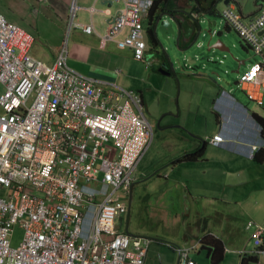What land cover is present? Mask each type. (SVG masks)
Returning <instances> with one entry per match:
<instances>
[{
	"label": "built area",
	"instance_id": "1",
	"mask_svg": "<svg viewBox=\"0 0 264 264\" xmlns=\"http://www.w3.org/2000/svg\"><path fill=\"white\" fill-rule=\"evenodd\" d=\"M108 1L121 7L100 41L128 47L148 65L142 22L152 0ZM78 8L71 5L70 23ZM219 14L253 54H262L264 6L252 19L243 17L234 3L221 7ZM81 28L93 32L91 23ZM33 42L30 32L0 13V264H144L152 239L131 238L116 226L127 211L117 194L129 197L125 193L152 140L142 100L115 85L104 90L101 81L72 68L66 41L52 65L31 55ZM184 67L191 69L188 63ZM237 83L249 100L262 105L254 91L264 90V58L253 60ZM223 126L210 143L233 139ZM255 128L254 143L236 147L249 158L264 146L260 125ZM15 225L23 235L12 245ZM246 226L254 228L252 254L264 257V226L253 221ZM177 250L180 264H194L188 248Z\"/></svg>",
	"mask_w": 264,
	"mask_h": 264
},
{
	"label": "crops",
	"instance_id": "2",
	"mask_svg": "<svg viewBox=\"0 0 264 264\" xmlns=\"http://www.w3.org/2000/svg\"><path fill=\"white\" fill-rule=\"evenodd\" d=\"M208 1L210 0H160L158 10H161L165 3L164 7L175 11H187L191 5L189 13L194 15L198 12L194 4L201 3L204 6ZM235 1L243 16H255L257 5L254 0ZM73 3L79 8L70 25V7ZM91 6L95 8L92 13L88 11ZM119 6V3L103 0H0V13L7 21L33 35L34 42L30 53L45 65H52L57 48L66 41L67 62L72 68L101 81L104 90L115 85L136 92L142 100L143 112L152 125V130L153 126L156 128L153 130V136L154 131L158 130L165 145L169 144L168 142L177 145L176 151L154 150L153 156L149 157L154 162L151 170H154L153 173L157 176L164 175L166 185L162 188H149L148 195L137 198L133 203L131 196L130 199L127 198V205L122 203L127 211L121 213L116 222V226L120 222L117 227L131 238L141 235L128 231L130 213L136 226L139 224V227H142L143 222L149 218H153L162 226L161 228L157 225L154 228L155 234H151V237L143 236L152 239L144 264H154L168 258V251H164L167 246L176 250V264H180L178 248H188L189 259H192L190 254L196 252V261L192 259L194 264H205L206 259L211 264L208 252L201 247L200 242L206 234H211L222 242L221 264H239L244 254L254 255V228H248L247 222L253 221L264 226V160L261 157L247 158L244 151L236 147L237 144L241 146L243 143H254L257 136L255 124H259L254 113L261 117L263 115L256 108L248 109L229 91L217 85L205 75L203 67L196 68L201 71L196 75L208 80L195 81L190 87L186 82L180 86L178 113L174 106L176 98H156L158 90L164 91L172 81L165 78L163 72L169 67L173 68V65L166 53V45L160 44L157 38L164 40L159 34H153L152 24L150 33L147 31V36L145 34L146 53L155 51L157 54L159 49L163 55L161 58L156 54L152 57L154 61L148 65L149 69L151 68L149 73L142 72L144 63L134 59L130 49L118 48L113 42L100 41L99 35L104 33L109 18ZM184 16L188 20L185 14ZM87 23L92 24V33L82 31V25ZM168 37L170 43L169 34ZM243 43L242 47L249 54L242 58L235 55L238 61L230 60L235 63L231 68H235L233 71L238 73L246 70L253 60L264 58V51L255 55L251 53V48ZM186 63L191 65V59L188 62L184 60L182 72L192 74L191 71H183L186 70ZM241 66H244V69ZM196 88L199 95L193 98L189 94H195ZM2 91L3 86L0 84V93ZM254 93L264 105V90L255 88ZM250 101L256 103L254 100ZM172 112L180 117L176 122L167 116ZM221 115L227 123L223 126L225 134L233 138L231 147H221L209 141L213 134L221 130ZM191 116L195 121L193 124L187 123V117L190 120ZM191 151H197L198 154L194 158H186ZM167 166L169 169H165ZM171 173H174L172 177ZM151 197L154 199L149 202ZM142 207L147 209V215L142 216L139 221L136 216ZM177 222L188 225L181 235L175 228ZM201 251L204 255H200ZM256 257L257 261L253 262L264 264L262 255ZM248 264H252V261Z\"/></svg>",
	"mask_w": 264,
	"mask_h": 264
},
{
	"label": "rangeland",
	"instance_id": "3",
	"mask_svg": "<svg viewBox=\"0 0 264 264\" xmlns=\"http://www.w3.org/2000/svg\"><path fill=\"white\" fill-rule=\"evenodd\" d=\"M113 3H119L120 4V6L117 8V10L114 13V14H116L118 9L121 7V3L120 2H113ZM229 3H234L235 6H237V3L235 0H228L227 4H229ZM227 4H224V5H227ZM152 5H153V0L151 3V6L148 8L147 14H148L150 8L152 7ZM237 9L239 11H241L239 7ZM159 11H160V9L155 13V16L157 15V13ZM258 11H259V8H257V12H256L255 16L258 14ZM147 14H146L145 18L143 19L142 24H143V40L145 41V54H146L147 59H149V61H150V63L148 65H150L151 62L154 61V59L152 57H154V55L156 53H155V51L150 52L149 54L146 53L147 52V45H146L147 41L145 38V34L147 36V31H148L147 28H148V24H149ZM155 16L153 17V22H154ZM255 16H253L251 18H246L245 16H243V17H245L246 19H252ZM207 18L210 20H212V19L216 20V25L213 26L212 29H216V30L222 29L223 30V32H224L223 36L224 37L223 36L222 37L231 46V49L235 53L236 56H238L239 58H242V56H247L249 54V52L245 48L242 47L244 45V43H243L244 41L239 38L237 31L231 29V27L229 25L225 24L224 21L220 17L207 15ZM153 22L151 23L152 26H153ZM69 24L71 25V23H69ZM200 26H201L202 31L197 36L196 42H203L204 43L209 38V35L206 34L204 31V29H206V27H207V23L202 22L200 24ZM174 27L177 28L176 25H174ZM225 27H228V29H226ZM202 33H204V35H202ZM158 39L163 45L164 44L166 45V53L168 54L169 61L173 65V68L171 67L172 69L169 67L168 70H164V72H163L164 76H165V78H170L173 82L170 81L168 87H166V89L164 91L158 90V92L156 93V98H161V99L165 98V97H169L170 99L176 98V102H174V106L176 107V111L178 113V98L180 96V86H183L182 83L186 82L187 86L190 87L191 84L195 81L208 80L207 78H203L201 75H196V73L198 71L201 72L200 70H197L196 68L203 67L204 70L206 71L205 75H207L212 80H214L215 83H217V85H219V86L223 87L225 90L229 91L232 95L235 96V98H237L239 101H241L242 104L245 105L248 109L251 110L253 108H256L258 110V112H261L263 117H264V105L259 106L256 103L248 100L247 96L244 94L245 91L242 89L244 91L243 92L241 90L239 84L236 83L238 78H239L240 72L239 73L235 72V71H233V70H235V68H233V67L231 68L232 64L235 65L234 62L227 61L225 63V66L220 67V66H217L216 64H213L212 62H206L207 64L205 66H202L201 62L199 60H197L195 63L196 65H194V64L190 65L192 69H186L185 68L186 70H183V71H191L192 72V74H188V73L186 74V72L185 73L182 72V68H183L182 64H183L184 60L188 62L186 55L188 53H191V57L195 58V52H198L201 49L195 47V50L193 52H191V51L181 52V51H179V48L176 45L175 38H170L171 39V41H170L171 47H168L167 43L164 41H161L159 37H158ZM104 43H106V42H104ZM113 43H115V42H113ZM148 43L151 44L150 42H148ZM125 48H128V47H125ZM128 49H130V48H128ZM130 51H131V49H130ZM131 53H132V51H131ZM162 55H163V53L161 54L160 50L157 49L156 56L158 58H161ZM239 60H241V59H239ZM143 63H144V66H142V72L149 73L151 71V68L149 69V66L146 65L145 62H143ZM146 67H148V68H146ZM241 68L244 69V66H241ZM212 71L217 72V74H215V75L210 74V72H212ZM165 72H167V73H165ZM145 80H147V79H145ZM194 91H195V94H193L194 96L191 94H189V95L193 98H197V97H195V96L199 95V93L197 92V88ZM263 101H264V98H263ZM142 113L144 115L143 109H142ZM167 116H170L171 120L174 122H176V120L180 119L178 114H176L175 112H172L170 115H167ZM144 117L146 118L145 115H144ZM146 120L148 121L147 118H146ZM221 120H222L221 125H227V123L224 121V118H221ZM194 122L195 121H194L192 116L190 117V120L187 117V123L193 124ZM196 122H198V120ZM155 129L156 128L153 126V130H155ZM186 131H187V129H186ZM168 143L169 144L165 145L164 139H161V137H159V131L158 130L154 131V136L152 135V140L148 146V149H147L146 153L144 154V156L142 157V159L140 160V162L136 168V171H135L136 175H137V179L135 180V182L136 181H138V182L137 183L134 182L135 184L133 183L134 184L133 187L131 186L130 192L128 191L125 193L126 195H129V193H130L128 199H130V196H131L132 203L137 198H141V197L143 198L145 195H148V192L150 191L149 188H153V187L162 188V187H164V185H166V178L163 177L164 175L157 176L153 173L154 170H151L154 167V162L151 161V159H149V157L153 156L154 150L155 151L162 150V149L167 150V151L173 150V149L175 151L177 150L176 149L177 145H175L172 142H168ZM232 143H233V139L231 141L225 140L223 143H216V144L212 143V144L219 145L221 147H224V146L227 147V146L231 145ZM247 158H249V157H247ZM165 169H169V166H167ZM164 173H167V171H164ZM173 175H174V173H171L170 177H172ZM98 177H100V175H98ZM123 194H124L123 192H118L117 197H116V201L127 205L128 200H127V198H125L123 196ZM153 199L154 198L151 197L149 199V202L153 201ZM159 201H162V200H159ZM151 207L154 208L153 206H151ZM146 210L147 209H144L143 207L138 210L136 217L139 221H140V218L142 216H145V214L147 215ZM138 223H140V222H138ZM119 224H120V222H118L117 226H119ZM137 225L138 226H136L134 224L133 216L130 213L129 218H128V224H127V229L130 233L141 235V236L146 235V236L151 237V234H155L154 228L157 225H159L162 228V226L158 222H156L153 218H149V219L145 220L143 222L142 227H139L140 226L139 224H137ZM187 226L188 225H184L181 222L175 223V228L179 232V235H181L183 233L184 229H187L186 228ZM124 227H125V224H124ZM22 235H23V229L21 227H19L18 225H15L13 227V232H12V236H11V244L17 245L19 243V241L21 240ZM166 241L170 242L168 240H166ZM153 243H156V242L153 241ZM164 251H168L170 256H168V258H166V259L157 261L154 264H176L177 263L176 250L174 248H170L167 246V248H165ZM195 253L190 254V257L194 261H196V255H197V253L196 254ZM200 255H204V252L201 251ZM259 262H260V260H259ZM204 263L209 264L207 259L204 260ZM252 264H257V262L256 263L252 262Z\"/></svg>",
	"mask_w": 264,
	"mask_h": 264
},
{
	"label": "water",
	"instance_id": "4",
	"mask_svg": "<svg viewBox=\"0 0 264 264\" xmlns=\"http://www.w3.org/2000/svg\"><path fill=\"white\" fill-rule=\"evenodd\" d=\"M227 2L228 0H210L206 2L204 6H202L201 3H195L194 5L198 8V12H195L194 15L189 13L191 5L187 11L185 9L175 11L167 7L162 8L154 18L152 26L153 34L156 36L159 34L168 46L171 47L168 37L169 34L170 38L176 39V45L181 52H193L195 47L200 48V51L195 52V58L191 57V53L186 55L187 60L192 59L191 64L194 65H196L195 63L197 60L201 62L202 66H205L207 64L206 62H212L220 67L225 66L227 61H238L231 46L223 39V30L212 29V27L216 25V20L207 18V15L220 17V8L222 5L227 4ZM254 3L257 5V8L264 6V0H254ZM184 14L187 16L188 20H186ZM202 22L207 23V27L204 31L209 35V38L204 43L196 42L197 36L202 31L200 26ZM174 25H176L177 28H175ZM202 35H204V33H202ZM157 40L159 41L158 38ZM159 43L161 44L160 41ZM204 73L206 74V72ZM210 74L215 75L217 72L212 71Z\"/></svg>",
	"mask_w": 264,
	"mask_h": 264
},
{
	"label": "trees",
	"instance_id": "5",
	"mask_svg": "<svg viewBox=\"0 0 264 264\" xmlns=\"http://www.w3.org/2000/svg\"><path fill=\"white\" fill-rule=\"evenodd\" d=\"M160 3V0H153V5L150 8L148 14H147V18H148V23L153 20V17L155 16V13L157 12L158 8V4ZM162 3V2H161ZM165 3V2H164ZM168 3V2H167ZM166 6V3L165 5ZM164 6H161L162 8H165ZM148 27V32L150 33V25ZM228 29V27H226ZM154 41V40H153ZM155 42V41H154ZM257 123H259L261 130H260V136L262 137V139L264 140V117L258 116L256 113H254ZM198 151V150H197ZM196 152H192L189 153L187 155L186 158H194L198 153ZM263 158L264 160V146L259 147L253 156V159H258V158ZM201 247H203L204 249H206V251L208 252V258L211 264H221L222 261V254H223V244L220 241V239L214 237L211 234H206L201 238ZM264 248V244L261 246ZM257 257L256 255H246L244 254L240 260L239 264H248L249 262H253V261H257L256 260Z\"/></svg>",
	"mask_w": 264,
	"mask_h": 264
}]
</instances>
